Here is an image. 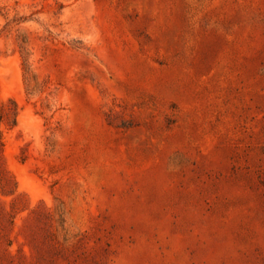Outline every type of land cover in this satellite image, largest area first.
Instances as JSON below:
<instances>
[{
  "label": "rangeland",
  "instance_id": "obj_1",
  "mask_svg": "<svg viewBox=\"0 0 264 264\" xmlns=\"http://www.w3.org/2000/svg\"><path fill=\"white\" fill-rule=\"evenodd\" d=\"M8 99L13 264H264V0H0Z\"/></svg>",
  "mask_w": 264,
  "mask_h": 264
},
{
  "label": "trees",
  "instance_id": "obj_2",
  "mask_svg": "<svg viewBox=\"0 0 264 264\" xmlns=\"http://www.w3.org/2000/svg\"><path fill=\"white\" fill-rule=\"evenodd\" d=\"M17 113V106L15 102L11 99H8L7 102H0V124L5 123L9 127L15 124V118ZM2 138H1V129H0V185L1 187H6L12 182V178L9 175L7 169L5 168L3 158H2ZM12 224V216L10 211L5 209L0 205V264H13L10 256V252L7 250L9 242L6 243V246L3 247V241L7 240V235L9 232V226ZM55 247L61 249L57 244ZM92 264H106L103 255H99Z\"/></svg>",
  "mask_w": 264,
  "mask_h": 264
}]
</instances>
